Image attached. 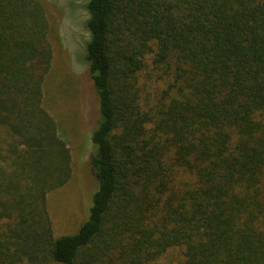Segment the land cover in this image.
<instances>
[{
    "label": "trees",
    "instance_id": "1",
    "mask_svg": "<svg viewBox=\"0 0 264 264\" xmlns=\"http://www.w3.org/2000/svg\"><path fill=\"white\" fill-rule=\"evenodd\" d=\"M86 9L98 187L56 236L47 197L74 163L45 103L54 22L45 0H0V264H264V0Z\"/></svg>",
    "mask_w": 264,
    "mask_h": 264
},
{
    "label": "rangeland",
    "instance_id": "2",
    "mask_svg": "<svg viewBox=\"0 0 264 264\" xmlns=\"http://www.w3.org/2000/svg\"><path fill=\"white\" fill-rule=\"evenodd\" d=\"M45 2L54 22V62L46 82L45 103L64 130L74 163L71 182L47 197L53 230L59 236L74 232L87 218L93 192L98 187L90 162L95 151L91 134L99 107L85 59L89 39L86 0ZM150 72L154 74L148 66L140 73V83L154 101L160 86L167 84Z\"/></svg>",
    "mask_w": 264,
    "mask_h": 264
}]
</instances>
